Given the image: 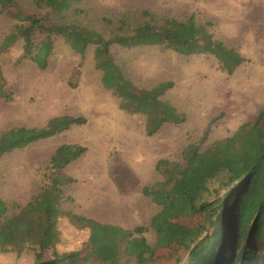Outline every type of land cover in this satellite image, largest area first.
Returning a JSON list of instances; mask_svg holds the SVG:
<instances>
[{
  "label": "rangeland",
  "instance_id": "rangeland-1",
  "mask_svg": "<svg viewBox=\"0 0 264 264\" xmlns=\"http://www.w3.org/2000/svg\"><path fill=\"white\" fill-rule=\"evenodd\" d=\"M15 1L23 14L40 17L46 23L55 21L53 15L48 18L47 9L37 8L32 0ZM78 7L83 12L72 13L70 18L104 37L111 34L114 25L103 18L115 22L127 15L130 24H135L149 19L142 14L148 11L151 22L158 24L164 17L184 19L193 15L198 23L209 21L208 30L215 38L237 48L248 59L227 74L210 54L186 56L161 45L123 48L113 44L111 54L128 79L141 89L172 81L173 86L161 98L186 114L183 123L164 124L147 135L145 116L121 110L119 99L102 86L101 71L93 57L94 44L79 56L62 36H52L53 50L43 70L24 56L22 39L0 51L5 87L12 92V100L0 98V132L19 125L41 127L63 114L86 118L81 125H72L0 158V196L8 215L17 213L48 183L52 173L49 159L58 145L80 144L86 151L61 171L75 180L62 188L60 208L64 213L58 219L56 250L78 249L87 238L86 228L71 221V214L128 229L145 225L144 235L154 246L155 232L148 225L160 206L141 188L162 180L155 169L156 161L179 160L184 146L197 142L209 124L208 136L200 145L201 150L207 148L232 134L240 124L252 121L264 106V0H83ZM17 22L10 12L0 15V42ZM34 38L38 41L44 34L36 32ZM212 118L216 119L211 122ZM224 180L222 174L209 187L221 194ZM198 221L201 219L194 216L176 222L192 226ZM50 254L51 250H46L43 259ZM97 254L104 257L100 251ZM156 255L149 264H184L187 259L186 250L176 247H158ZM33 261L29 248L19 257L13 251L0 252V264ZM80 264L101 263L94 258ZM129 264H135L133 258Z\"/></svg>",
  "mask_w": 264,
  "mask_h": 264
},
{
  "label": "trees",
  "instance_id": "trees-1",
  "mask_svg": "<svg viewBox=\"0 0 264 264\" xmlns=\"http://www.w3.org/2000/svg\"><path fill=\"white\" fill-rule=\"evenodd\" d=\"M82 1L32 0L37 8L48 10L49 19L53 15L55 21L46 23L40 17L23 14L15 0H0V15L10 12L18 20L1 40L0 51L22 39L24 56L43 70L53 50L52 36H62L79 56L85 54L89 44H94L93 57L96 69L101 71L102 86L119 99L121 110L145 116L147 135L164 124L183 123L186 114L161 98L173 86L172 81L141 89L128 79L111 54L113 44L123 48L161 45L186 56L210 54L227 74L248 60L237 48L215 38L208 30L209 21L198 23L193 15L184 19L164 17L158 24L151 22L148 11L142 14L149 19L135 24H130L127 15L115 22L103 18L114 25L111 34L104 37L70 18L72 13L83 12L78 7ZM36 32L44 34V38L36 41ZM0 98L12 100L1 69ZM85 122L82 115L63 114L50 118L41 127H9L0 132V158ZM208 130L209 124L197 142L184 146L179 160L158 159L155 169L162 180L141 188L145 196L160 206L148 225L155 232L154 246L144 235L145 225L128 229L71 214V221L86 228L87 238L78 249L56 250L60 238L58 219L64 213L60 208L62 188L75 180L61 171L86 151L83 145L62 143L50 156L48 166L52 173L48 183L17 213L8 215L7 204L0 196V252L13 251L19 257L29 248L34 254V261L29 264H80L94 258L101 264H129L131 258L135 264H149L157 258L156 248L176 247L187 252L184 264H264V106L252 121L240 124L232 134L201 150ZM222 174L225 190L220 194L209 183ZM194 216L201 221L192 226L176 222ZM46 250H51V254L43 259ZM97 251L104 257L100 258Z\"/></svg>",
  "mask_w": 264,
  "mask_h": 264
},
{
  "label": "crops",
  "instance_id": "crops-1",
  "mask_svg": "<svg viewBox=\"0 0 264 264\" xmlns=\"http://www.w3.org/2000/svg\"><path fill=\"white\" fill-rule=\"evenodd\" d=\"M155 213H156V212H155ZM152 215H153V214H152ZM152 215H151V216H152ZM99 216H100V215H99ZM94 217H96V216H94Z\"/></svg>",
  "mask_w": 264,
  "mask_h": 264
}]
</instances>
